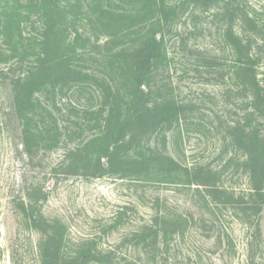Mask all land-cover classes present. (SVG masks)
<instances>
[{"label": "rangeland", "instance_id": "1", "mask_svg": "<svg viewBox=\"0 0 264 264\" xmlns=\"http://www.w3.org/2000/svg\"><path fill=\"white\" fill-rule=\"evenodd\" d=\"M0 264H264V0H0Z\"/></svg>", "mask_w": 264, "mask_h": 264}]
</instances>
